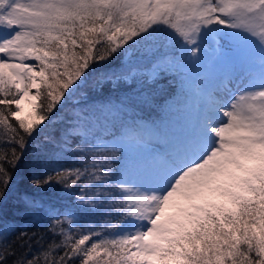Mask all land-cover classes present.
<instances>
[{"label": "trees", "instance_id": "1", "mask_svg": "<svg viewBox=\"0 0 264 264\" xmlns=\"http://www.w3.org/2000/svg\"><path fill=\"white\" fill-rule=\"evenodd\" d=\"M91 1L80 5V9L90 7L88 10L100 11L112 5L111 0ZM106 1L109 3H103ZM114 11L121 18L119 14L123 12ZM166 12L170 18L166 22L153 21L155 25H150L137 20L134 21L137 26L131 25L134 30L132 27L125 30V26L119 28L117 24L122 23L100 18L75 25L74 29L81 30L78 38L86 54L76 87L85 92L93 81L101 79V89L85 99L71 101L65 97L54 104L50 98H39L37 111L44 120L42 123L19 125L10 115L5 98L0 97V229H3L0 233V264H112L107 259V250L119 246L115 238L131 231L140 222L146 210L133 206V196L127 195L123 186L126 176L123 152L120 148L105 152L99 147L83 145V135L88 141L123 135L127 138L142 136L145 139L135 140L155 144L158 140L170 145H184L204 135L201 110L208 102L203 96L213 92L212 84L219 77L218 72L209 70L211 63L217 60L214 56H218L212 48L206 57L199 58L201 69L194 73L198 90L195 93L193 87L180 85L175 74L168 75L172 83H167V88H154L153 82L149 84L152 88L144 89H132L126 84L115 88L105 84L109 76L158 62L166 54L185 49L191 42L192 30L186 31L175 24L180 13L175 8ZM136 15L142 20L139 11ZM80 17L82 13L74 10L70 20ZM258 20L263 29V10H258ZM83 25L85 27H81ZM246 33L254 51H264V32ZM232 57L227 68L231 75L233 71L236 75L241 73V77L254 73L255 69H249L247 65L244 68L237 55ZM68 67L67 62L61 77ZM57 76L58 73L53 79L59 80ZM205 82H210L207 91L203 88ZM249 109H253L251 113H248ZM248 110L246 116L252 119L251 124L243 121L222 135L211 165L223 160L226 154L234 156L242 143L244 148H251L264 141L262 101L251 100ZM163 161L164 152H152L134 171L137 187L151 204L155 201L147 191L150 193L151 180L158 176ZM246 161H241L240 176L246 171L245 167L250 166ZM190 176L192 174L177 188ZM239 195L238 203L229 201V211L233 214L246 207ZM260 197L252 194L251 204ZM262 213L264 203L242 211V222L254 224L258 221L264 225V219H256ZM217 240L212 245L217 246ZM263 241L258 253L250 251L241 257V249L237 253L240 258L228 259L223 264H264ZM118 253L120 263L117 264H128L133 258V254L128 256L126 251Z\"/></svg>", "mask_w": 264, "mask_h": 264}, {"label": "rangeland", "instance_id": "2", "mask_svg": "<svg viewBox=\"0 0 264 264\" xmlns=\"http://www.w3.org/2000/svg\"><path fill=\"white\" fill-rule=\"evenodd\" d=\"M86 1L92 2L0 0V97L5 98L10 115L19 125L29 126L44 121L37 111L39 98H50L54 104L65 97L71 101L85 99L90 93L101 89V79L92 80L90 89L85 92L76 87L86 54L78 38L81 30L74 27L87 19L88 23L98 18L122 23L117 24L118 27H126L127 30L131 25L137 26L134 22L137 20L150 25H155L153 21L166 22L170 19L166 11L175 8L180 13L175 24L186 31L192 30L194 34L185 49L176 54L169 53L158 62L107 77L105 84L109 87L117 88L126 84L132 89H144L153 82L154 88H167V83H172L168 75L175 74L180 85L193 87L195 93L198 90L194 73L201 69L199 58L206 57L213 43L219 45L220 50H228L231 58L234 50L238 49L244 68L246 65L249 69L261 68L262 53L249 49L246 32H264V28H260L263 24L258 20V10L264 11V0H111L112 5L100 11L88 10L90 7L80 9V5H86ZM114 9L123 12H118L121 18L114 14ZM74 10L80 11L82 17L71 21ZM138 11L142 20L136 15ZM124 14L127 17L124 18ZM233 25L243 31L238 29L242 33H235L227 39L231 31L229 28ZM216 30L220 36H214ZM137 32L140 33L138 29ZM67 62L69 67L61 77L62 68ZM218 70L213 64V71ZM57 73L59 80H54L53 76ZM260 83L257 86L262 90L264 83ZM152 85L149 87L152 88ZM235 88L240 89V86L231 87ZM227 99L222 98V101ZM248 106L247 102L245 108ZM252 110L249 109L248 113ZM242 112L243 108L228 110L226 116H222L217 123L203 128L204 141L191 142V147L185 150L165 143L152 145L135 140L145 139L142 136L127 138L123 135L88 141L83 135V145L99 147L105 152L110 148H120L125 157L123 186L127 195L133 196L136 202L132 201L133 206L146 210L131 231L115 238L119 246L112 251L107 250L106 254L110 263H120L119 251H126L128 256L133 254L130 262L127 260L128 264H223L228 259L240 258L237 253L241 249V257L250 251L259 252L264 239V225L258 221L254 224L242 222L241 213L264 203V141L251 148H244L242 143L241 148L233 153L234 156L226 154L223 160L213 165L208 162L223 134L243 124V121L244 124H251L252 119ZM163 149L168 150V160L162 168L154 197L156 195L157 199L164 202L154 205L137 187L134 171H137L138 163L144 161L152 151L160 153ZM243 158L247 159L250 166H246L245 162L246 171L240 176ZM190 170L193 171L192 176L168 194L174 179ZM239 194L246 207L233 214L229 211L230 202L236 200L238 203ZM252 194L261 196L253 204ZM217 213L222 217L219 218ZM256 219L263 220L264 214ZM2 231L0 229V233ZM214 240L218 241L217 246L212 245Z\"/></svg>", "mask_w": 264, "mask_h": 264}]
</instances>
